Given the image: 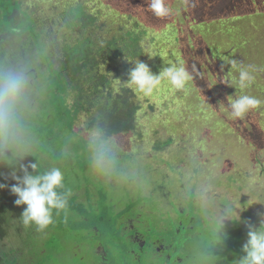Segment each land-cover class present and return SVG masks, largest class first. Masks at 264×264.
I'll return each mask as SVG.
<instances>
[{"label":"rangeland","instance_id":"374dc122","mask_svg":"<svg viewBox=\"0 0 264 264\" xmlns=\"http://www.w3.org/2000/svg\"><path fill=\"white\" fill-rule=\"evenodd\" d=\"M171 1L176 8L175 15L179 14L176 22L194 23L193 32H197L196 38L206 44V53L189 52L192 50L190 42L188 48L185 43H177L178 48L172 41H163L161 33L150 32L155 41L165 44L169 55H176L177 61L179 49L186 58L194 54L199 62H205L208 69L202 68L198 80L204 92L202 84L211 94L217 89L231 91L234 83L239 88V71L242 68L251 71L254 81L239 90L242 95L261 100L258 110L263 117L260 125L263 124L264 129V10L236 18L225 15L227 13H222L218 7L208 18L217 15L222 18L201 25L196 22L204 11H196L198 3L194 8L189 7L191 16L186 17L188 6L194 0ZM91 2L93 7L106 11L98 0ZM140 4L149 8L148 0ZM171 30L174 36L178 34L177 23ZM181 38L185 40L186 36L181 35ZM169 55L164 60L161 57L163 64L171 62ZM207 58L215 63V68L209 67ZM194 63V66L190 61L185 63L189 71L198 68ZM147 65L150 67L152 61ZM151 71L159 74L162 69L156 73ZM158 87L159 92L153 97L160 108L155 105L154 109L149 107L151 95L145 96L137 90L136 98L141 104L138 115L140 135H130L131 139L126 136L105 140L114 156L108 174L98 172L93 161L87 170L81 156L70 155V161L61 162L71 192L69 198L74 196L75 204L70 206L69 202L67 211L55 214L54 223L46 230L41 232L34 225L24 226L18 213L21 216L26 205H16L4 241L9 260L17 259L16 264H100L98 256L102 253L96 254L90 246V240L97 239L98 233L92 231L88 235L81 229L75 230L84 225L85 219H97V225L105 230L98 241L108 251L105 253L107 264H139L136 257L124 251L137 249L136 243L131 244L124 238L128 234L127 228L131 233L137 228L147 246L151 240L161 238L168 240L172 251L179 252L186 240L187 264H239L244 255L242 245L247 239V224H253L258 230L264 228V217L259 215L264 212V139L261 136L253 142L250 138L249 113L241 118L238 126V118H232L231 110L225 105L222 109L210 110L205 98L198 95V88L193 91L192 83L189 90L182 91H177L170 82ZM232 96L227 103L233 100ZM38 104L37 101L33 104L34 111ZM163 108L167 110L158 114ZM184 114L189 116L186 118ZM85 122V116L80 115L74 129L90 141L96 131L87 130ZM129 140H132L133 149ZM169 141L171 143L160 152L154 149L157 143L164 145ZM32 158L26 153L20 159L35 162ZM38 164H42V169L50 166L47 160ZM52 165L55 167V162ZM176 203L183 205L184 212L178 211ZM129 213L134 220L129 221L127 228L119 229V224L112 228L116 217L126 220ZM178 221H184L186 226L180 232L175 230Z\"/></svg>","mask_w":264,"mask_h":264},{"label":"trees","instance_id":"16d2710c","mask_svg":"<svg viewBox=\"0 0 264 264\" xmlns=\"http://www.w3.org/2000/svg\"><path fill=\"white\" fill-rule=\"evenodd\" d=\"M91 1L0 0V68H22L29 77L27 108L20 121L21 137L27 145L26 153L35 162H49V168L42 169L41 164L39 170L53 168L52 162H55V168L61 170V162L70 161V155L74 158L81 156L87 170L89 169L93 161L90 141L74 129L75 120L80 115L85 116L86 129L95 130L104 140L140 135L138 115L141 104L136 98L138 89L127 84L128 72L134 67L136 60L146 64L152 61L150 68L155 73L168 66H183L188 70L185 63L190 61L194 66L196 62L198 68L188 70L192 79L184 90H189L192 83L193 91L195 87L198 88V95L205 98L210 110L222 109V105L231 110L230 104L226 102L232 96L231 93H234L233 99L242 95L237 83H234L231 91L228 88V91L222 89L223 92L217 89L215 94H211L202 84L204 92L198 80L203 72L202 68L208 69L205 62H199L194 54L186 58L179 49L177 61L176 55H169L165 44L160 45L155 41L150 32L161 33L163 41H172L178 48L179 43H185L188 48L190 42L192 50L189 52L195 50L203 55L206 53V44L196 38L197 32H193L194 23L176 22L179 14L175 15L176 8H173L171 0H165L166 6L171 10L166 17L156 16L150 8L140 4L145 0H136L137 3L134 0H113V3L111 0H98L99 5L104 4L106 11L93 7ZM193 3L199 4L196 11H204L196 22L201 25L209 20L222 18L221 15L208 18L218 7L222 13H227L225 15L236 18L264 10V0H194ZM189 7L194 8L193 4L188 6L186 17L191 16ZM176 23L178 34L174 36L171 34V26ZM181 35L186 36L185 40H182ZM148 36L153 38L147 39ZM198 40L202 42L204 49H200L201 43ZM193 41H196L195 45ZM166 55L172 60L163 64L160 59L162 57L164 60ZM207 61L209 67H216L213 61L208 58ZM166 83L169 85V81L164 79L159 86ZM158 90L159 87L151 94L153 99ZM151 97L148 99L151 101L148 102L149 107L154 109L157 105L160 108L155 99L152 102ZM36 101L39 104L34 111L32 106ZM162 110L167 109H159L157 113ZM248 113L252 129L250 138L253 142L260 140L261 136L264 139L263 124L260 125L263 117L259 114L258 107L246 114ZM184 115L186 118L189 116ZM240 120L238 118L236 122L238 126ZM129 141L130 148L133 149L132 140ZM170 141L164 145L157 143L154 149L160 152ZM19 163L28 162L17 157L15 149L10 147L0 156V171L8 175ZM0 183L7 185L0 189V264H16L17 259L9 260V250L4 249L9 224L16 213V196L10 191L15 181L11 178L5 180L0 176ZM64 185L62 191H69L65 177ZM74 199V196L73 199L69 198L70 206L75 204ZM18 215L20 218L19 213ZM204 218L208 220L205 216ZM102 220L101 217L100 221ZM116 220L112 222V228L118 222L117 217ZM97 222V219H85L84 225L81 223L82 226L75 229L86 231L88 235L92 231L98 233L97 239L93 237L90 240L91 247L93 244L102 246L98 239L105 230ZM102 248L105 249L103 246Z\"/></svg>","mask_w":264,"mask_h":264},{"label":"clouds","instance_id":"9594fccd","mask_svg":"<svg viewBox=\"0 0 264 264\" xmlns=\"http://www.w3.org/2000/svg\"><path fill=\"white\" fill-rule=\"evenodd\" d=\"M149 8L156 16L166 17L170 9L165 0H150ZM193 3V7H195ZM167 79L177 90L182 91L192 79L191 73L183 66H168L154 74L150 67L139 60L128 72L127 84L135 86L145 96L151 95ZM255 77L247 68L239 71L238 84L241 89L249 87ZM29 77L22 68H0V156L4 150L14 148L17 157L22 158L27 152V145L21 137V115L27 106V89ZM261 100L250 95H240L230 102V116L234 119L243 118L246 113L260 106ZM93 151V164L101 174H108L114 164L113 151L99 133L90 138ZM35 162L19 163L8 175L0 171L5 180L15 181L10 191L17 199L16 205H26L20 219L24 226H35L37 231L46 230L54 223V212L59 215L67 211L70 191L65 188L64 174L59 168L40 171ZM7 185L0 183V189ZM264 217V212L259 213ZM247 239L242 245L244 255L239 264H264V228L256 229L247 224Z\"/></svg>","mask_w":264,"mask_h":264},{"label":"flooded vegetation","instance_id":"af4514ba","mask_svg":"<svg viewBox=\"0 0 264 264\" xmlns=\"http://www.w3.org/2000/svg\"><path fill=\"white\" fill-rule=\"evenodd\" d=\"M177 209L179 212H184L183 205H179V203H176ZM137 218V214L135 215ZM175 218V217H174ZM173 218V219H174ZM183 219H185V215H183ZM133 216L132 214L128 215L126 220H120L118 219L117 224L118 228L124 230L128 227L129 221L130 223L133 222ZM209 220V219H208ZM210 221V220H209ZM187 222V221H186ZM120 223H122L120 225ZM184 221H178L177 226L175 227V230L177 232H180L182 228H186V226L183 225ZM192 228V226H191ZM127 228L125 232L126 236L125 239L128 238L129 242L131 244H137V249L130 248L124 250L125 253H131L132 256L136 259V261L139 262V264H187V259L189 258L188 251L185 250V241H183L182 250L172 251L171 250V244H169L168 240L157 238L154 240H151L147 246V241L144 240L141 233L138 231L137 228L134 229V232L131 233V231ZM91 246V245H90ZM92 249H94V252L102 253L99 254L98 258L100 261V264H107V254L108 251L102 248V246H99V244H93ZM128 253V255H129ZM157 260H161V262L156 263ZM144 262V263H143Z\"/></svg>","mask_w":264,"mask_h":264}]
</instances>
